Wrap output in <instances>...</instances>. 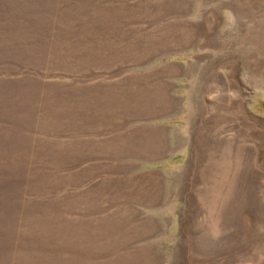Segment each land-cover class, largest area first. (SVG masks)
Wrapping results in <instances>:
<instances>
[{"label": "rangeland", "instance_id": "rangeland-1", "mask_svg": "<svg viewBox=\"0 0 264 264\" xmlns=\"http://www.w3.org/2000/svg\"><path fill=\"white\" fill-rule=\"evenodd\" d=\"M0 264H264V0H0Z\"/></svg>", "mask_w": 264, "mask_h": 264}]
</instances>
